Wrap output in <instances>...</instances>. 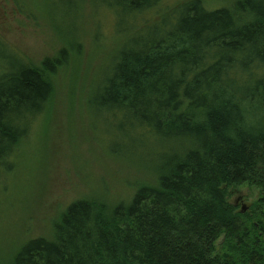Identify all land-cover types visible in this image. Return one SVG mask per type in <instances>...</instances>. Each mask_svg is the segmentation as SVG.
<instances>
[{
  "label": "trees",
  "instance_id": "trees-1",
  "mask_svg": "<svg viewBox=\"0 0 264 264\" xmlns=\"http://www.w3.org/2000/svg\"><path fill=\"white\" fill-rule=\"evenodd\" d=\"M29 1L46 8L65 44L36 61L0 34V176L31 155L57 69L70 58L81 67L84 39L74 23L84 0ZM165 1L90 2L94 18L116 26L111 53L106 35L91 32L90 56L107 52L110 64L97 74L87 67L92 77L80 91L92 119L117 122L131 167L144 166L153 183H137L111 205L96 190L72 202L54 218L53 238L0 248L4 264H264V0ZM112 137L118 159L120 138ZM243 186L258 195L238 206L231 191Z\"/></svg>",
  "mask_w": 264,
  "mask_h": 264
},
{
  "label": "rangeland",
  "instance_id": "rangeland-1",
  "mask_svg": "<svg viewBox=\"0 0 264 264\" xmlns=\"http://www.w3.org/2000/svg\"><path fill=\"white\" fill-rule=\"evenodd\" d=\"M18 1L0 0V34L33 60L56 56L65 43L63 36L45 18L46 8H36L33 1ZM24 1L29 3L24 4ZM182 1L166 0L165 4L174 6ZM90 2L92 0L81 2L77 8L78 19L74 23L78 35L84 39L81 43V67L76 70L70 58L67 66L57 69L56 94L48 106L47 116L33 128L31 155H20L11 171L0 176V248L10 241L16 243L19 239L24 241L38 235L50 233V238H53L54 218L60 216L72 202L90 201L91 196L97 197L92 195L95 190L105 193L106 199L111 200L106 202L111 205V202L121 201L125 194L131 195L137 183H153L152 177L144 172V166L140 170L131 167L135 156H128L131 153L128 138L118 137L113 130L117 122L105 115L92 119L85 103L80 101V91L84 84L86 87L89 85L91 73L97 74L110 64L107 52L90 56L91 51H96L91 32L99 29L104 37L106 35L108 52L111 53V24L116 26L107 15L94 18ZM27 7L33 8L35 16L26 12ZM67 25L70 26L69 21ZM96 41L99 42L98 39ZM87 67H90L91 73L86 72ZM73 86L77 89L74 98L71 97ZM95 125L104 135L97 134ZM114 135L116 139L120 138L123 149L115 152L119 160L109 151L116 144ZM107 139H112V142ZM142 153L143 149L139 148L136 155ZM231 192L232 203L247 196L251 201L258 195L256 189L247 186ZM0 264H4L1 257Z\"/></svg>",
  "mask_w": 264,
  "mask_h": 264
},
{
  "label": "flooded vegetation",
  "instance_id": "flooded-vegetation-1",
  "mask_svg": "<svg viewBox=\"0 0 264 264\" xmlns=\"http://www.w3.org/2000/svg\"><path fill=\"white\" fill-rule=\"evenodd\" d=\"M235 204L238 205V206H239V205H240V206H241V205H244V204H245V203H244V197H240L239 200H237V201L235 202Z\"/></svg>",
  "mask_w": 264,
  "mask_h": 264
},
{
  "label": "water",
  "instance_id": "water-1",
  "mask_svg": "<svg viewBox=\"0 0 264 264\" xmlns=\"http://www.w3.org/2000/svg\"><path fill=\"white\" fill-rule=\"evenodd\" d=\"M246 211V206H243V212H245Z\"/></svg>",
  "mask_w": 264,
  "mask_h": 264
}]
</instances>
